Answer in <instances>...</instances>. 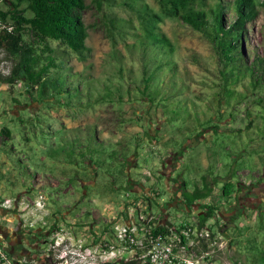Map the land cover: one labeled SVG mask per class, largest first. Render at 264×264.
Listing matches in <instances>:
<instances>
[{
	"label": "rangeland",
	"instance_id": "1",
	"mask_svg": "<svg viewBox=\"0 0 264 264\" xmlns=\"http://www.w3.org/2000/svg\"><path fill=\"white\" fill-rule=\"evenodd\" d=\"M215 1L207 0V5L213 6ZM4 2L0 1V8L5 7ZM125 2L130 3L101 0L98 8L93 0H85L83 22L88 29L85 43L90 50L89 57L85 62H79L73 55L67 60L71 72L80 76V82L75 84L83 90L82 101L87 102L88 92L94 98L106 94L111 98L80 109H48L44 104L24 102L22 83L17 84L15 92L12 90L20 106L25 104L29 112L12 119L8 125L11 136L0 134L3 143L0 173L8 172V179H0V186L5 189L0 190V197L20 203L8 215H17L30 228L53 230L45 245L46 249L51 242V248L46 250L45 262L41 264H122L124 259L108 255L104 244L117 245L112 228L127 221L128 199L143 200L137 195L140 188L156 195L150 201L149 213L159 226L186 219L199 222L201 215L197 206L187 212L183 205L177 206L174 202L183 178L193 188L203 175L211 182L209 175L225 178L230 171L234 172L235 187L231 200L226 203L229 197L221 195L220 181L216 185L219 193L212 197L214 203H209L216 209L207 223L215 238L201 240L193 248L177 247L176 254L186 260L202 256L200 264H264L261 257L264 254V150L255 133L247 136L250 120L253 125L260 124L257 117L263 109L256 104L264 96V87L243 102L222 110L220 117L215 106V94L221 83L217 52L201 34L178 20L164 18L158 24V32L175 47L171 59L176 62L177 78L186 86L181 98L195 102L196 110L205 114L200 116L204 122L196 124L193 114L189 117L192 111L185 108L178 111L180 105L177 111L172 108L174 114L164 115L161 108L149 106L138 94L134 98L135 85L127 76L132 73L140 79L145 56L137 39L142 35L139 19ZM131 3L137 9L147 4L155 13L161 12L157 0ZM232 17L234 13L228 11L226 18ZM51 46L60 47L55 42ZM243 46L249 62L254 52L264 57V7L259 8ZM114 50L124 57L128 70L125 79L116 74ZM147 53L151 56L150 50ZM9 68L8 58L0 51V73L7 74ZM247 86L244 80L235 90L244 93ZM128 90L131 95H127ZM117 94H122V99ZM7 100V95L0 94V105ZM9 104L11 109L10 101ZM211 116H215L213 122L209 120ZM184 121L189 122L183 124ZM186 126H190L189 132L184 130ZM61 128L67 132L79 130L86 145L81 150L93 149L100 160L97 170L91 162L81 163L80 148L72 146L71 140L66 141ZM95 135L110 147L93 143ZM112 150L116 151L113 161L108 157ZM65 151L68 154L74 151V157L67 159ZM123 159L128 160L123 164V173L129 177V183L119 175ZM180 163L182 166L178 169ZM78 173L80 179L76 178ZM238 187L242 191L236 192ZM168 191L172 194L168 195ZM39 195L45 200L39 202ZM1 223L8 220L5 218Z\"/></svg>",
	"mask_w": 264,
	"mask_h": 264
},
{
	"label": "trees",
	"instance_id": "2",
	"mask_svg": "<svg viewBox=\"0 0 264 264\" xmlns=\"http://www.w3.org/2000/svg\"><path fill=\"white\" fill-rule=\"evenodd\" d=\"M93 1L100 8L101 0ZM128 1L130 3L125 2L124 5L131 12L136 13L139 19L142 35L137 36V39L142 55L145 56L140 79L132 73L127 76L129 82L135 85V94H132L134 98H138V94L140 99L149 106L161 108L164 115L174 114L172 108L177 111L176 108L180 105L178 111H184V108L186 111H192L189 117L193 114L196 124L202 125L204 122L200 120V116L205 117V114L203 112L200 114L196 110L195 102L181 98L186 86L182 84L179 77L177 78L176 62L171 59L175 47L163 33L158 32V24L162 23L164 18L178 20L201 34L217 52L221 64L218 72L221 83L215 94V106L219 110L217 114L220 117L222 110L243 102L250 94L264 87V57L254 52L253 60L249 62L243 46L248 29L259 15V8L264 7V0L229 2L216 0L210 7L207 5V0H157L160 14L155 13L147 4L137 9L131 3L133 0ZM3 4L5 7L0 8V51L8 58L10 68L7 74L0 73V83L8 84L10 93L14 85L22 83L24 102L44 104L48 109H54V107H79L80 109L111 98L110 94L94 98L93 94L88 92L87 102L82 101L83 90L75 84L80 82V76L72 73L67 64V60L72 55L79 62H85L89 57L90 50L85 43L88 38V29L83 22V12L87 8L85 0H5ZM228 11L234 13L231 19L226 18ZM52 42L60 47L53 48ZM149 50L151 56L147 53ZM113 58L117 61V76L125 79L128 70L125 67L124 57L114 50ZM147 59L149 61H146ZM159 72L162 76L158 75ZM244 80L248 83L244 93L237 92L235 87ZM119 91L118 89L117 92ZM121 95L117 94L118 99H122ZM127 95H131L129 90ZM260 99L261 103H259ZM13 103L19 105L16 99H13ZM256 106L263 109L262 114L257 117L260 124L253 125L250 120L247 136L250 137L255 133L259 138L261 145L259 146L264 150V96L258 98ZM214 117H210V122L214 121ZM187 122L189 121H184L183 124ZM184 130L189 132L190 126H186ZM74 131L77 134L73 135ZM0 134L9 137L10 131L2 128ZM64 136L66 141L71 140L72 146L80 148L78 155L81 163L91 162L97 170L99 165L97 161L100 160L93 149L82 151L86 145L82 142L79 130L64 131ZM87 137L90 138L89 133ZM85 140L88 141V139ZM94 142L102 144V147H110L96 135ZM93 143L89 140L91 148ZM71 153L68 154L65 151L64 156L66 155L67 159L74 157V151ZM115 154L116 151L112 150L108 154L109 159L115 160ZM127 162V159H123L119 175L126 179V183H129V177L123 173L125 170L123 164ZM226 173L228 174L225 178L209 175L211 182L206 175L201 176L200 182L195 183L191 192H186L183 188L179 190L182 191L181 201L185 211L188 212L191 207L197 206L201 215L200 225L211 219L216 209L214 206L197 203L210 197L214 186L222 181L221 195L231 196L235 188L231 182L234 172ZM239 191H242V188L238 187L236 192ZM143 198L148 201L147 213L150 214L151 202L148 198ZM156 232L164 234L166 229L158 226ZM261 257L264 258L263 253ZM126 264H138V260L129 261Z\"/></svg>",
	"mask_w": 264,
	"mask_h": 264
},
{
	"label": "built area",
	"instance_id": "3",
	"mask_svg": "<svg viewBox=\"0 0 264 264\" xmlns=\"http://www.w3.org/2000/svg\"><path fill=\"white\" fill-rule=\"evenodd\" d=\"M12 89L15 92L17 84ZM146 175L150 178L149 174ZM145 197L151 201L155 199L156 195L147 192ZM38 199L39 202L45 200L42 195H39ZM127 202H130L127 208H125L127 210V221L120 225H114L112 228V233L118 242L117 245L114 247L109 244H104L107 250H109L108 255H119L121 259H124L122 264L133 261L132 259L138 260V264L203 263L202 256H195L193 260L180 259V256L176 254V249L177 247L181 250L193 248L199 241L213 237L207 224L211 219L203 223V225H200L197 219L180 220L176 223L170 222V225L164 226L166 233L161 234L156 232L159 226L156 223V218L147 213L148 203L144 198L141 201L128 199ZM19 204L18 200L0 197L1 209L9 211L16 208ZM38 205L40 204L38 203ZM22 223L23 226L27 227L23 220ZM50 248L51 242L48 243V248L45 249V252ZM56 258L61 260L60 256ZM0 264H15L2 249L1 245Z\"/></svg>",
	"mask_w": 264,
	"mask_h": 264
},
{
	"label": "flooded vegetation",
	"instance_id": "4",
	"mask_svg": "<svg viewBox=\"0 0 264 264\" xmlns=\"http://www.w3.org/2000/svg\"><path fill=\"white\" fill-rule=\"evenodd\" d=\"M14 210V209H12ZM0 208V213L8 215ZM11 216H16L12 214ZM12 229L3 227L0 222V245L15 264H41L45 262V245L52 229L41 230L37 227L25 228L22 220L13 219Z\"/></svg>",
	"mask_w": 264,
	"mask_h": 264
},
{
	"label": "crops",
	"instance_id": "5",
	"mask_svg": "<svg viewBox=\"0 0 264 264\" xmlns=\"http://www.w3.org/2000/svg\"><path fill=\"white\" fill-rule=\"evenodd\" d=\"M0 94L7 95L9 97V100L6 101V104L4 103V101H2V104L0 105V130L2 128L9 129L10 136H11V129L8 126L9 123L12 121V119L22 117V113H25V112L28 113L29 111H27L28 109L24 107L25 104L22 105V106H20V104L17 105V106H15L13 104V99H15L16 96H15V94H12V89H11V93H10V89H9L8 84L0 83ZM9 101L11 102V105H12L11 109L9 108L10 107ZM3 104H5V105H3ZM61 130L64 131V129H62V128H61ZM70 130H72V129H70ZM0 145H3V143L0 142ZM184 155H186V154L184 153ZM181 166H182V164L180 163L178 169L181 168ZM7 173L8 172H6L5 170L2 171L0 173V179H8V177H6ZM76 178L77 179L81 178L79 176V173L77 174ZM231 182L233 183V180ZM181 188L185 189L186 192H191V190H192L191 187H189V183L184 178H183V183H182V187ZM0 190H3V191L5 190L3 185L0 186ZM167 190H169V189H167ZM146 191L147 190L142 191V189L140 188V194H137V195H139V196L141 195L142 197H145L146 194H147ZM181 192L182 191H178V193L176 195V199L174 200V202L177 204V206L183 205V207H184V204L181 201ZM218 193H219V190L216 188V186H214L210 197H208V198H206L204 200H201L198 203L196 202V203L197 204L206 203L207 206H210L209 203H211V202L214 203L213 200H212V197L213 196L216 197V195H218ZM169 194H172V192L168 191V195ZM232 194H233V192H232ZM230 197H229V199H227V201L225 200L226 203L231 200ZM216 205L222 206V203L221 204L216 203ZM191 208H194V206L191 207ZM7 216H10V217H7ZM15 217L17 219H19L17 215L16 216H11L10 214L9 215H4V213H0V222H1V220H4L6 218L8 220V223H5V224L1 223V224L3 225V227H6V228H8V230H11L12 229L13 219ZM132 260H135V259H132Z\"/></svg>",
	"mask_w": 264,
	"mask_h": 264
}]
</instances>
